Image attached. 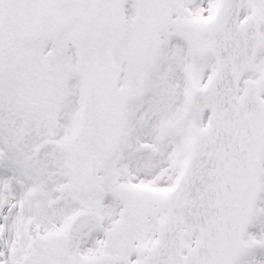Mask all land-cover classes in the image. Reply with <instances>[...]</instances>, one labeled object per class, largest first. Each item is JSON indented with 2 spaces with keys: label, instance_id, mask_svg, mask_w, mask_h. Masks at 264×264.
<instances>
[{
  "label": "snow or ice",
  "instance_id": "1",
  "mask_svg": "<svg viewBox=\"0 0 264 264\" xmlns=\"http://www.w3.org/2000/svg\"><path fill=\"white\" fill-rule=\"evenodd\" d=\"M0 264H264V0H0Z\"/></svg>",
  "mask_w": 264,
  "mask_h": 264
}]
</instances>
